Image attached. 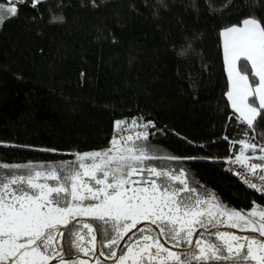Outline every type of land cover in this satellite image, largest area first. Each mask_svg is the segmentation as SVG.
<instances>
[{"label":"trees","instance_id":"16d2710c","mask_svg":"<svg viewBox=\"0 0 264 264\" xmlns=\"http://www.w3.org/2000/svg\"><path fill=\"white\" fill-rule=\"evenodd\" d=\"M1 4H15L17 15L0 26V164L75 167L77 153L113 147L116 122L144 120L147 141H132L164 157L145 164L183 171L195 191L181 196L206 201L204 210L211 202L245 215L264 209V196L224 163L264 165V110L252 128L233 110L222 42V31L245 19L264 27V0Z\"/></svg>","mask_w":264,"mask_h":264},{"label":"snow or ice","instance_id":"6c2138e0","mask_svg":"<svg viewBox=\"0 0 264 264\" xmlns=\"http://www.w3.org/2000/svg\"><path fill=\"white\" fill-rule=\"evenodd\" d=\"M24 2L19 0V3ZM41 2L43 0H33L32 6ZM7 11L11 16L17 15L15 7ZM61 19L53 17V22ZM4 20V12L0 11V25ZM242 24V27L232 26L222 32L231 81V90L226 95L232 107L241 114L242 123L252 128L257 117H261L260 110H264V27L254 18L245 19ZM249 76L254 88L249 84ZM123 123L116 122L117 129ZM132 123L135 125V120ZM141 138L147 141V133H138L137 139ZM112 143L113 147L105 151L77 153L75 167L41 171L31 165L0 164V168L7 170L0 174V264H49L57 258L60 264H75L70 260L66 262L63 255L70 256L73 249L89 254L84 247L82 229L69 227L77 216H89L102 222L104 247L109 249L106 258L112 259L114 264H129V261L131 264H193L194 261L210 264L229 259L233 264H264V209L254 208L246 215L228 209L219 213L228 218V227L258 233L259 237L216 232L213 234L215 240L194 242L196 226L204 228L206 223H212L206 217H215L216 213L203 209L206 201L180 195L195 191L181 179L183 171L177 176L145 164L147 160L164 158L154 154L150 143L137 145L131 137L122 145L115 138ZM241 144L253 150L256 147L245 141ZM259 159L264 161V156ZM236 162L254 176L257 169H261L259 179L264 181V165L249 166L241 157H237ZM20 169L26 171L21 173ZM134 176L138 179L133 180ZM83 177L90 179L86 181ZM42 180L58 183L49 185ZM170 181H178L183 187H175ZM248 186L257 188L255 183ZM142 222L154 225L155 229L150 226L137 228ZM62 227L68 229L67 235L61 231ZM83 229H87L91 237L87 243L94 245L93 226L85 223ZM133 229L140 235L118 256L116 249L120 241ZM95 232L100 233L101 229L96 228ZM200 235L202 237L203 233ZM160 237L166 238L172 248L179 251L165 247ZM61 239L67 243L61 244Z\"/></svg>","mask_w":264,"mask_h":264},{"label":"flooded vegetation","instance_id":"af4514ba","mask_svg":"<svg viewBox=\"0 0 264 264\" xmlns=\"http://www.w3.org/2000/svg\"><path fill=\"white\" fill-rule=\"evenodd\" d=\"M210 205L211 206L207 207L206 210H212L213 212L216 213V216L215 217H208L209 219H211L213 221L210 224L209 227L201 228L198 225L196 226V231H195V233L193 235V238H192L193 241H194V236H195L196 232L199 229L210 230V229H213V228H220V227L230 228V227L227 226V223L229 222L228 218L226 216L219 215V213L222 212L223 210L218 205H216V203H214V202H211ZM85 223H87L89 225H92L93 228H94L93 234L96 235V240L94 242V245H93V243H87V241L91 240V237L87 234V229H83V224H85ZM143 223H145V224L142 227H149L150 226L153 229H155L154 225H148V222H143ZM101 224H102V222L94 220V219H92L89 216H77L75 218V220H73L71 222L69 227L73 228V230L82 229L81 234L85 236L84 247H85L86 250H88L89 254L85 255L83 252H76L75 249H73L72 254L70 256L67 255V254H64L63 255V259L66 262L69 261V260L73 261V262H75V264H80L81 261H83L84 264H98V262H99V264H114V261L112 259L106 258L107 254L109 252V249L104 247V244L106 243V241L104 239V236L101 234L103 231H101L100 233L95 232L96 228H101L100 227ZM232 229H236L237 231L241 232L239 228H232ZM61 231L65 232V235H67L68 229H65V228L62 227ZM225 231L234 233L235 235H238V236L249 235V236H257V237H259L258 233L244 234V233H237V232H234V231H231V230H225ZM216 232H222V231H214V232H212L210 234H207V233L202 231V232H200L197 235L196 240L197 239H203V238H205L204 240H215L213 238H210V236H212ZM246 232H250V231H246ZM201 233H203L202 237L200 235ZM139 235H140V233H138L137 231L134 232L133 234H131L128 237V239L125 241V243L123 244L122 248L120 250H119V247L116 249L117 250V255L119 256L121 254V251L126 250V245H128L129 243L134 241ZM121 242H122V240L120 241V244H121ZM160 242L162 244H164L165 247H167V248H170V249H172L174 251H179V249L172 248V244L170 242H168L166 240V238H164V237H160ZM216 242L217 243H222V241H216ZM60 243L61 244H66L67 241L65 239H61ZM101 252H104L105 255H103V256L100 255ZM225 254L227 255V252H225ZM49 264H60L59 258L50 261ZM129 264H131L130 261H129ZM193 264H196V262L194 261ZM210 264H233V261L231 259H229V260H221V261H212V262H210ZM249 264H254V262H249Z\"/></svg>","mask_w":264,"mask_h":264},{"label":"built area","instance_id":"2783aa9c","mask_svg":"<svg viewBox=\"0 0 264 264\" xmlns=\"http://www.w3.org/2000/svg\"><path fill=\"white\" fill-rule=\"evenodd\" d=\"M8 1H14V0H8ZM30 1L33 2V0ZM38 4L39 3H36V5ZM132 122L127 126L121 125L119 129H117V126L115 124L112 141L115 138L117 141H120V145H122L123 141H127L130 137L133 139L137 138L138 133H147V135L149 134V122L144 120H141L140 122L135 121V125H133ZM145 125H147V127H145ZM241 160H246L249 166L253 164L247 159H241ZM224 163L226 167L232 172V174L235 175L246 188L251 189L256 193H258L259 195L264 196V190H259V191L257 190L258 188L264 189V181H261L259 179V175L261 174L260 169H257V175L254 176L248 168L242 167L240 163L236 162V159L229 158L225 160ZM249 183H255L257 185V188L249 187L248 186Z\"/></svg>","mask_w":264,"mask_h":264},{"label":"rangeland","instance_id":"374dc122","mask_svg":"<svg viewBox=\"0 0 264 264\" xmlns=\"http://www.w3.org/2000/svg\"><path fill=\"white\" fill-rule=\"evenodd\" d=\"M11 7H15L16 8V6H15V4H1L0 5V11H3L4 12V15H5V19L6 18H8V17H10L11 16V14L10 13H8V9L9 8H11ZM1 26V25H0ZM243 26V24L240 26V27H242ZM223 40H224V38H223V35H222V42H223ZM224 49V48H223ZM224 60H225V57H224ZM225 65H226V62H225ZM237 66H238V64H237ZM226 71H227V65H226ZM227 74H228V72H227ZM229 78V77H228ZM249 84H250V81H249ZM229 85H230V88H229V91L231 90V81L229 80ZM251 85V84H250ZM251 98V96L249 97V99ZM258 99V98H257ZM258 102H259V100H258ZM233 108V107H232ZM233 110L237 113V114H239V116L241 117V114L239 113V112H237L236 111V109H234L233 108ZM59 169H61V168H59ZM59 169H57V170H59ZM82 171V170H81ZM61 175H62V173H61ZM97 175L99 176V175H101L100 173H97ZM83 179L84 180H86V181H88L90 178L89 177H83ZM133 179V178H132ZM138 179V178H137ZM133 180H135V179H133ZM61 182V181H60ZM56 183H58V181H56ZM55 182L54 183H52V184H49V185H55L56 184ZM62 183V182H61ZM92 183H94V182H92ZM85 203H87V201L85 202ZM259 210V209H258ZM207 219H209L208 217L206 218V220ZM210 224L211 223H206V225H205V227H209L210 226ZM228 224V223H227ZM222 232H227V231H222ZM210 238H213V239H215V236L214 235H212V236H210ZM203 239H205V238H203Z\"/></svg>","mask_w":264,"mask_h":264},{"label":"water","instance_id":"95a60500","mask_svg":"<svg viewBox=\"0 0 264 264\" xmlns=\"http://www.w3.org/2000/svg\"><path fill=\"white\" fill-rule=\"evenodd\" d=\"M75 222H76V221H75ZM144 224H145V223H143V222H142L141 224H138V225H137V228H140V227L144 226ZM225 230H231V231H234V232H237V233H244V234H250V233H252V232H239V231H237L236 229L227 228V227L213 228V229H210V230L199 229V230L196 232L195 236H194V242H195V240H196V238H197V235H198L200 232H202V231L205 232V233H207V234H210V233H212V232H214V231H225ZM136 231H137L136 229H133L132 232L128 233V235H126V236L124 237V239L122 240V242H121V244H120L119 250L122 248L123 244H124L125 241L128 239V237H129L131 234H133L134 232H136ZM252 234H254V233H252ZM118 252H119V251H118Z\"/></svg>","mask_w":264,"mask_h":264},{"label":"crops","instance_id":"0c3cea01","mask_svg":"<svg viewBox=\"0 0 264 264\" xmlns=\"http://www.w3.org/2000/svg\"><path fill=\"white\" fill-rule=\"evenodd\" d=\"M223 31H224V30H223ZM223 31H222V32H223Z\"/></svg>","mask_w":264,"mask_h":264}]
</instances>
